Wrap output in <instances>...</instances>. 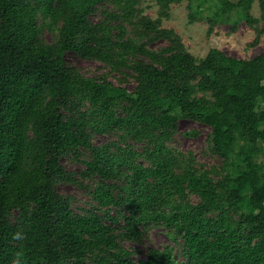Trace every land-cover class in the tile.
I'll return each mask as SVG.
<instances>
[{
  "label": "trees",
  "instance_id": "1",
  "mask_svg": "<svg viewBox=\"0 0 264 264\" xmlns=\"http://www.w3.org/2000/svg\"><path fill=\"white\" fill-rule=\"evenodd\" d=\"M179 1L158 0L166 15ZM187 1L192 19L258 22L256 0ZM104 4L112 8L92 20ZM137 4L0 0V264H90L88 257L100 264H264V51L241 59L213 47L198 58ZM43 27L58 30L57 42L41 38ZM155 38L168 45L148 47ZM67 50L128 68L134 89L82 75L65 62ZM86 102L91 108L82 113ZM73 108L80 117L66 118L63 110ZM180 117L211 126V150L228 163L224 176L169 145ZM87 127L123 129L142 149L93 145ZM79 146L92 150L97 197L116 205L128 234L140 238L141 225L164 224L183 237L185 261L168 247L135 261L128 250H112L117 235L98 212H74L56 183L77 180L60 158ZM103 178L122 180L121 192L113 195Z\"/></svg>",
  "mask_w": 264,
  "mask_h": 264
},
{
  "label": "rangeland",
  "instance_id": "2",
  "mask_svg": "<svg viewBox=\"0 0 264 264\" xmlns=\"http://www.w3.org/2000/svg\"><path fill=\"white\" fill-rule=\"evenodd\" d=\"M139 13L160 20V26L172 28L182 38V41L188 51L198 58L205 57L208 51L217 47L229 56L241 59H250L264 51V33L258 36L259 28L264 24L263 11L260 3L256 0L252 6V14L258 19V22L249 23L246 19L219 21L209 20L208 17H197L192 19L187 0L173 2L166 15L158 0H138ZM104 8H112L110 4H104L97 7V12L91 18L98 21L103 15ZM235 18H238L235 16ZM41 19V18H40ZM42 22V20H41ZM58 30H51L43 27L40 36L48 43H54L58 40ZM148 47L160 49L168 45L167 39L155 38L147 43ZM65 62L84 76L108 80L114 85L124 86L131 92L135 85V78L132 77L128 68L115 70L104 61L95 57H85L74 51L67 50L64 53ZM82 113H86L91 105L86 102L79 105ZM117 114L123 113L116 109ZM66 118L74 119L80 117L77 108L64 109ZM90 140L93 145L105 146L109 150L117 151V145L128 143L134 148L142 149L143 144L135 141L124 133L123 129H115L107 132H99L91 127H87ZM212 128L199 120L180 117L177 124V131L174 138L169 141V145L176 151L181 152L187 158L192 156L193 163L198 168L209 170L215 178H221L227 171L228 163L219 155L212 152L210 134ZM93 158V152L89 148L79 146L73 152L63 154L61 163L64 167L73 173L77 180H59L56 183L58 191L68 198L74 212L78 214H89L93 211L99 213L102 221L112 226L113 232L117 235L119 248H113V251L121 248L129 251V257L135 261L147 259L151 251L164 250L167 247L172 251L173 258L178 262L186 260L185 245L181 235H175L173 230L167 228L164 224H152L147 227L140 226L141 237L135 238L128 234L126 220L124 216H119L118 208L115 204L103 203L96 193V187L101 185L97 174L88 171V161ZM264 158V151L258 156V160ZM141 160V159H140ZM142 163H146L141 160ZM106 186L111 188L113 195L117 196L121 192L120 185L122 180L113 178H103ZM188 198L193 203L198 202L199 196L193 192L188 193ZM124 213L125 209L120 208ZM18 214L13 211V217ZM118 216L117 221L113 217ZM90 264H100L93 257H88Z\"/></svg>",
  "mask_w": 264,
  "mask_h": 264
}]
</instances>
